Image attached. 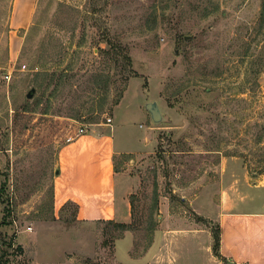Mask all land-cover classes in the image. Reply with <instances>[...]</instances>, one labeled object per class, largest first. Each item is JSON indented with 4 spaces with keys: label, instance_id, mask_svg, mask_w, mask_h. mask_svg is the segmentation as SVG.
<instances>
[{
    "label": "rangeland",
    "instance_id": "374dc122",
    "mask_svg": "<svg viewBox=\"0 0 264 264\" xmlns=\"http://www.w3.org/2000/svg\"><path fill=\"white\" fill-rule=\"evenodd\" d=\"M109 118L129 231L53 200L60 149ZM231 174L264 186V0H0V264H219Z\"/></svg>",
    "mask_w": 264,
    "mask_h": 264
},
{
    "label": "crops",
    "instance_id": "0c3cea01",
    "mask_svg": "<svg viewBox=\"0 0 264 264\" xmlns=\"http://www.w3.org/2000/svg\"><path fill=\"white\" fill-rule=\"evenodd\" d=\"M27 15L26 12L18 23H26ZM131 153L117 147L111 124L97 126L65 144L58 154L55 207L61 208L69 202L75 204L77 219L82 222L125 223L131 216L130 204L117 193L119 176L114 160L117 155ZM243 187L264 192V186L250 183L247 176H226L215 217L220 226V254L225 260L219 261L214 256L219 264H264V196L242 193ZM191 231L169 227L164 231L165 237L163 231L156 233L160 232L161 240L168 242L171 233L196 234Z\"/></svg>",
    "mask_w": 264,
    "mask_h": 264
},
{
    "label": "trees",
    "instance_id": "16d2710c",
    "mask_svg": "<svg viewBox=\"0 0 264 264\" xmlns=\"http://www.w3.org/2000/svg\"><path fill=\"white\" fill-rule=\"evenodd\" d=\"M109 53L108 55L112 56L113 58H117V61L120 59L124 65H125V73H126V80H129L132 77L137 76L135 74V72H133V70L131 69V64H132V60L130 55L128 54L127 51H125V49H122L119 46L113 45L110 50H108ZM48 78V77H47ZM47 79L45 78L44 75H41V73H36L35 78L33 79L32 83H34L35 87L41 92V93H45L48 88L46 89L45 86ZM49 85V84H48ZM72 205H74L76 208L77 206L73 203H71ZM133 205L131 206L132 209ZM158 207V205L156 206V208ZM134 208V207H133ZM107 223H113L112 221H108ZM115 225H117V227L120 228V230L122 231H129L130 229V225L128 224H124V223H114ZM152 231H155V226L153 227ZM212 236H213V252H214V256L219 258L220 260H224V258L221 256L220 254V226L218 225L216 230L212 231Z\"/></svg>",
    "mask_w": 264,
    "mask_h": 264
},
{
    "label": "water",
    "instance_id": "95a60500",
    "mask_svg": "<svg viewBox=\"0 0 264 264\" xmlns=\"http://www.w3.org/2000/svg\"><path fill=\"white\" fill-rule=\"evenodd\" d=\"M32 91H34V89ZM32 96H33L32 93L27 95L28 98H32ZM146 110L151 115L152 121L154 123H159V122L162 121V119H163L162 113H161V110H160L159 105H158L157 102L147 103L146 104Z\"/></svg>",
    "mask_w": 264,
    "mask_h": 264
},
{
    "label": "built area",
    "instance_id": "2783aa9c",
    "mask_svg": "<svg viewBox=\"0 0 264 264\" xmlns=\"http://www.w3.org/2000/svg\"><path fill=\"white\" fill-rule=\"evenodd\" d=\"M6 79H9L10 78V75H9V73L6 75V77H5ZM107 123L108 124H110V123H112V119H107ZM86 131H84L83 129H80V131H79V133L76 135V136H79V135H82V134H84ZM74 138L73 137H71V138H69V142L71 141V140H73Z\"/></svg>",
    "mask_w": 264,
    "mask_h": 264
}]
</instances>
